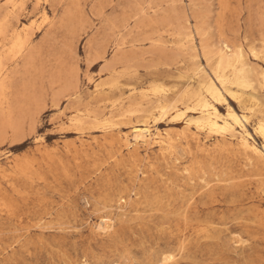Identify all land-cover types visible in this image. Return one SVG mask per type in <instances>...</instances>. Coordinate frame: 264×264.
I'll use <instances>...</instances> for the list:
<instances>
[{"label":"rangeland","instance_id":"374dc122","mask_svg":"<svg viewBox=\"0 0 264 264\" xmlns=\"http://www.w3.org/2000/svg\"><path fill=\"white\" fill-rule=\"evenodd\" d=\"M0 29V264H264V155L243 130L126 111L157 82L246 114L263 149L264 0H0ZM238 47L254 89L217 102L214 64Z\"/></svg>","mask_w":264,"mask_h":264},{"label":"bare ground","instance_id":"6f19581e","mask_svg":"<svg viewBox=\"0 0 264 264\" xmlns=\"http://www.w3.org/2000/svg\"><path fill=\"white\" fill-rule=\"evenodd\" d=\"M43 16V21L48 22L49 16L45 11ZM1 33L2 32L0 31V34ZM26 42L27 41L22 43L15 42L10 49L11 55L15 57L18 52H23ZM226 47L228 48V45H226ZM214 65L213 74L215 79H209L206 90L208 94L211 95V97H213L217 102H227L223 89L228 90V86H235L237 90L243 91L254 89L256 82L255 72L248 66L249 64H247L245 60L243 49L240 47L235 50L231 49L230 54L224 52L223 49H221V52ZM1 67L2 62L0 61V69ZM228 72H230V74H228ZM257 75L264 80V70L261 73H257ZM5 90L6 88L4 83L0 82V100L4 96ZM165 90V86L162 84L157 82L152 83L150 88L146 91V94L148 96L158 97L159 99L154 100L150 98L147 101L148 103L134 104L127 108L126 111L130 113L141 112L144 116L155 119V111H157L159 118L168 115L176 119L185 118L189 127L190 125H194L198 130L207 131L208 133L211 132L214 134H228L235 136L237 127H240L244 133H247V129L243 121L248 122L249 117L246 114L240 115L231 105L227 104L226 114L221 113L215 104H212L204 99L198 100L194 105L183 103L184 106L180 107L176 102L174 103L165 101L166 96L163 94ZM83 116H90V114H82V111L80 110L73 115L71 121L80 123L82 122ZM112 118L113 116H108L103 119L95 117L94 119L96 124H114ZM133 129V139L136 143L147 142L153 137L151 128L146 123L142 125L136 124L133 126ZM254 130L255 133L264 139V116L255 122ZM244 133L241 136L236 137L240 140V143L245 148L252 150L256 154L264 155V143L263 149H260L255 143L249 140L248 136L250 134L247 133V135H244ZM162 136H159L158 142L167 143L169 139L165 140V138ZM126 140H128V138H126ZM108 227L109 225L106 221L104 224L100 225V228L102 229H107Z\"/></svg>","mask_w":264,"mask_h":264}]
</instances>
